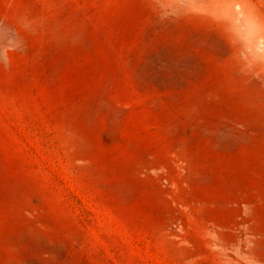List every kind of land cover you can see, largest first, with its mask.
<instances>
[{
	"label": "rangeland",
	"instance_id": "rangeland-1",
	"mask_svg": "<svg viewBox=\"0 0 264 264\" xmlns=\"http://www.w3.org/2000/svg\"><path fill=\"white\" fill-rule=\"evenodd\" d=\"M0 264H264V0H0Z\"/></svg>",
	"mask_w": 264,
	"mask_h": 264
}]
</instances>
